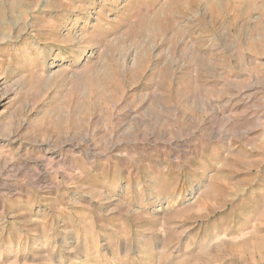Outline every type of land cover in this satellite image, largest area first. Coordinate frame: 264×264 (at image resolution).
Instances as JSON below:
<instances>
[{
    "label": "rangeland",
    "instance_id": "obj_1",
    "mask_svg": "<svg viewBox=\"0 0 264 264\" xmlns=\"http://www.w3.org/2000/svg\"><path fill=\"white\" fill-rule=\"evenodd\" d=\"M0 264H264V0H0Z\"/></svg>",
    "mask_w": 264,
    "mask_h": 264
}]
</instances>
